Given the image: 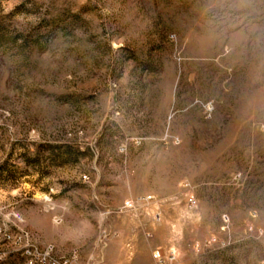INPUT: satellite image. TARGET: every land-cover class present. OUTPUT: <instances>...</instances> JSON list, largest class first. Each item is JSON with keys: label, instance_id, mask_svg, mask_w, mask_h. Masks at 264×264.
Masks as SVG:
<instances>
[{"label": "rangeland", "instance_id": "obj_1", "mask_svg": "<svg viewBox=\"0 0 264 264\" xmlns=\"http://www.w3.org/2000/svg\"><path fill=\"white\" fill-rule=\"evenodd\" d=\"M2 230L69 264H264V0H0Z\"/></svg>", "mask_w": 264, "mask_h": 264}, {"label": "built area", "instance_id": "obj_2", "mask_svg": "<svg viewBox=\"0 0 264 264\" xmlns=\"http://www.w3.org/2000/svg\"><path fill=\"white\" fill-rule=\"evenodd\" d=\"M0 242V264H69L68 260H54L49 252H40L33 245H20V242L10 239L8 232L2 230ZM153 258L161 262L159 251H154Z\"/></svg>", "mask_w": 264, "mask_h": 264}]
</instances>
